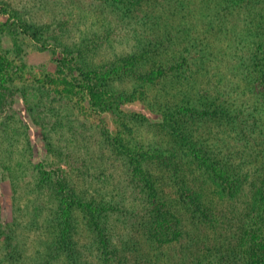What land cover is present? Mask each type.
<instances>
[{"label":"trees","instance_id":"16d2710c","mask_svg":"<svg viewBox=\"0 0 264 264\" xmlns=\"http://www.w3.org/2000/svg\"><path fill=\"white\" fill-rule=\"evenodd\" d=\"M162 1L157 15L158 0H109L110 6L123 4L126 17L144 19L137 46L96 63V40L63 45L55 73L37 80L43 92H22L29 111L52 93L78 113L91 112L101 126L103 113L116 118L106 144L124 166L126 186L121 183L116 200L86 197L66 175L53 180L43 165L30 162L37 169L36 193H46L52 207H25L26 217L14 201L26 219L0 228L6 264H22L24 255L34 264H173L174 255L182 264H264V0ZM241 14L248 18L242 27L235 25ZM20 28L30 32L16 15L0 21V33L14 39ZM213 35L231 46L247 39L237 48L245 55L229 65L236 78L223 75ZM14 68L0 52V109L14 93ZM123 79L138 86L128 97L137 93L145 100L157 90L150 97L160 116L153 123L154 147L133 137L130 123L140 126L146 118L128 117L121 108L129 98L114 82ZM22 228L37 236L33 252Z\"/></svg>","mask_w":264,"mask_h":264},{"label":"rangeland","instance_id":"374dc122","mask_svg":"<svg viewBox=\"0 0 264 264\" xmlns=\"http://www.w3.org/2000/svg\"><path fill=\"white\" fill-rule=\"evenodd\" d=\"M158 1L161 4H157L153 9V13L157 15L163 2ZM148 5L150 12L153 7L150 3ZM123 6L121 3L110 6L109 0H0V21H8V18L11 21L13 15H16L30 27L29 33L22 31V28L18 29L15 39L9 33H0V52H7L18 67L13 69L16 78L12 83L14 93L7 96L0 109V122L3 125L0 131V228L11 221H25L26 218L21 217L15 209V204L24 207V214L25 207L31 210L34 204L52 207L46 193H36L34 175L37 169H33L34 164L43 165L44 169L51 172L53 180L57 173L66 175L77 188L85 190L86 197L103 195L107 199L113 195L115 200L121 198L124 191L122 184L126 183L124 166L119 156L110 152L106 144L107 135L117 127V119L108 112L103 113L101 116L105 119V125L101 126L98 118L91 112L86 111L88 116L78 113L72 109L69 101L53 96L52 93H49V98H42L43 102L37 109L29 111L22 92L27 94L36 91L41 87L37 80L55 73L63 45L96 40L100 51L97 48L91 51L92 60L96 63L135 48L137 37L142 36L141 28L138 27H141L144 19L131 15L126 17L121 10L124 9ZM1 8H4L6 13H3ZM247 19L241 14L239 18L236 17L238 23L235 25L242 27V20ZM31 33L35 34L34 38ZM213 37L222 49L221 62L225 65L223 75L228 80L236 78L229 65L233 57L245 55L244 51L237 48L246 45L247 39H239L241 42L235 41L231 46L220 42L218 36ZM212 66L215 67L214 62ZM136 85L134 81L127 79L114 82V87L125 90L127 97L131 90L137 92ZM41 91L43 92L42 87ZM154 92H157L155 88L150 89L149 96H154ZM242 94L246 95L247 91ZM150 97L140 100L136 93L134 97H128L129 100L125 101L121 108L128 117L132 113L145 116L146 120L140 126L130 123L135 132L133 137L139 145H146L149 140L154 147L156 139L155 135L152 136L153 123L160 116ZM81 104L87 106L85 101ZM59 118L62 122L64 118L68 122L72 121V125L67 123L61 126L57 121ZM34 119H41L42 123L35 124ZM45 134L52 146L47 145ZM25 216L28 217L27 212ZM21 231L31 243L29 250L33 252L36 234L30 230H26V234L23 228ZM94 258L93 252L89 260ZM0 260L1 264H6L2 258ZM33 260V257L24 255L21 262L34 264ZM175 260L177 259L174 255L173 264H182L181 261ZM216 262L218 264L219 259Z\"/></svg>","mask_w":264,"mask_h":264}]
</instances>
